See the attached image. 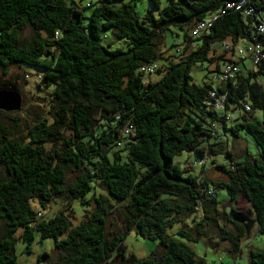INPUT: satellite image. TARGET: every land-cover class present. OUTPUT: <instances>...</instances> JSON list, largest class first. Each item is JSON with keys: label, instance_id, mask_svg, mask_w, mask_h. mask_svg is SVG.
Instances as JSON below:
<instances>
[{"label": "trees", "instance_id": "trees-1", "mask_svg": "<svg viewBox=\"0 0 264 264\" xmlns=\"http://www.w3.org/2000/svg\"><path fill=\"white\" fill-rule=\"evenodd\" d=\"M150 1L157 15L147 11L140 18L130 3L100 0L87 34L83 12L65 0H0V66L5 72L10 66L40 69L38 87L48 93L49 107L23 136L0 119V166L6 174L0 178V264H18L14 234L20 230L29 247L36 233L53 239L62 264H207L190 246L200 239L213 249L225 242L237 256L247 235L231 219L240 198L250 203L264 234V61L217 88L212 81L198 85L191 76L194 65L214 62L216 45L230 40L234 50L238 43L252 42L257 20L231 10L195 42L185 36L178 56L164 59L167 32L193 28L237 0H165L164 7L163 0ZM257 1L264 11V0ZM110 29L116 39L129 42L126 50L101 43L103 31ZM257 39L264 47V37ZM218 59L216 74L225 58ZM158 60L166 61L156 72L160 79L144 80L140 67ZM214 90L226 96L229 112L239 114L232 124L223 119L221 134L238 136L246 129L260 150L243 161L229 153L231 169L217 166L225 174L217 185L235 204L231 214L220 210L214 194L207 195L209 181H198L176 162L184 153L211 160L220 154L224 142H210L212 124L220 121L209 104ZM245 105L262 111L263 122L254 120ZM128 125L133 134L126 137ZM121 143L112 157L105 151ZM94 180L108 197L86 199ZM109 198L124 204L112 205ZM76 201L83 207L95 203L80 225L72 226L65 211L47 221L40 218L54 202L71 207ZM199 210L194 228H181L176 238L168 234L181 217ZM131 231L158 241L163 253L146 259L126 255L124 240ZM48 258L43 252L38 260ZM250 262L264 264V251L251 250Z\"/></svg>", "mask_w": 264, "mask_h": 264}, {"label": "rangeland", "instance_id": "rangeland-1", "mask_svg": "<svg viewBox=\"0 0 264 264\" xmlns=\"http://www.w3.org/2000/svg\"><path fill=\"white\" fill-rule=\"evenodd\" d=\"M66 3L70 6H74L79 8L84 15V28L85 32L89 34V26H90V17L94 6L100 0H65ZM163 7L166 5V1L163 0ZM121 3H130L136 14L142 18L147 11L152 12L157 15V10L154 8L150 0H123ZM193 32V28H185L184 30L180 29H172L171 31L166 33V45L163 54V58H173L174 56H178V49L183 50L185 48L184 37H191ZM29 37H34L35 34L31 31L27 33ZM230 41V40H229ZM195 42V41H194ZM101 43L105 46L110 45L112 50L115 49H127L129 47V42L126 39L118 40L115 38V31L113 29L104 30L102 34ZM243 42L241 43L242 46ZM227 51L226 54H223L224 51ZM235 51L232 49L231 41L228 44V48L223 44L216 45L214 47V53L212 54V58L214 62L211 64L209 61H206L202 64H196L191 69V76L195 83L198 85H203L204 82L210 83L212 81L213 88H217V83L214 81V77L216 76L217 63L220 61L219 57H224L226 62L229 60ZM248 66L252 67L251 61L249 59L245 60ZM224 62H220L222 65ZM157 63L159 66H163L166 64L164 60H158ZM42 71L37 68H29L25 66H10L9 69L5 72L3 68L0 66V89L9 90L14 89L19 91L23 98L22 108L19 112L15 113H3L0 112V119L7 125L8 129L12 131L14 135L23 136L27 132V127L33 124L41 115L48 114L47 100L48 93L39 89L38 84L35 80V76L41 74ZM28 76V78L26 77ZM153 81H158L160 76L155 73L150 78ZM14 84V86L12 85ZM236 111L231 110L229 113L234 117L230 119V123L232 124L233 120L235 121L238 118V113ZM251 115L254 120L258 122H263V113L259 110H251ZM4 114V115H3ZM5 115H9L7 117ZM17 119V121L13 120ZM224 137L223 144L218 149L220 154L212 157V161L210 158L205 166L202 169L201 166L195 165L196 163V153H184L183 156L176 158V162L180 163L182 167L192 171V175L197 177L198 181L201 179H206L209 181L208 186L211 189H214V197L219 203V208L222 212H226L227 214H231V207L235 204L232 203L228 197L227 190L219 187L217 184L220 181L225 179V174L217 167L218 165L226 166L227 170L231 169V165L228 160V154L231 153L232 157L236 161L246 160L248 158H254L260 155V150L255 143L252 135L246 129L240 130L238 138L242 145H245L244 151H241L240 146L238 144L232 145V138L237 137L231 135L229 133ZM232 137V138H231ZM231 140V146L227 143ZM234 141V140H233ZM235 143H238L237 141ZM123 144L116 145L113 147L111 151L105 150L111 157L115 152H119L123 148ZM110 152V153H109ZM123 160L126 161V153H120ZM196 159V160H195ZM6 174L2 167L0 166V178H5ZM215 184H213L212 182ZM93 189L87 193L86 199L92 200L94 197L105 196L108 197L107 191L99 184L98 181L94 180L92 182ZM109 202L112 205H121L124 202H117L109 198ZM34 208L38 211L37 205L34 203ZM95 208L94 201H91V205L89 207L81 206L79 201H76L71 205V207L64 206L59 202H54L50 205L47 212L43 213L44 215L40 216L41 219L49 220L54 217L56 214L65 211V215L72 223V226L80 225L83 221L87 220L88 216ZM236 211L242 212L249 216L252 220L255 221L254 225L251 228L250 233L246 235V237L242 241L241 251L236 256L231 254L228 251V244L225 242L219 241V246L216 249H213L209 246L206 239H200L198 242L190 244L193 250L196 253L197 257L203 258L207 264H251L250 262V251L251 250H259L264 251V234L259 231L258 224L255 220V216L252 213L250 203L240 198L237 205ZM202 213L201 211H197L195 215H190L188 217H181L182 223H175L171 228H168V234L172 235L176 238V233L181 228L192 229L195 227L197 222L201 219ZM223 225V224H222ZM227 229H233V226L228 224ZM4 233V222L0 219V238ZM23 230L18 231L14 234V237L17 239L16 244L14 245V254L16 256V260L18 264H62L59 259V255L55 251V241L53 239H44L42 240L40 235L36 233L35 239L28 246L22 240ZM214 234L213 239L214 242H218L215 237L216 231H213ZM124 245L126 247V255L134 254L139 259H146L149 257L160 256L163 253V247L160 246L158 241L150 240L148 238H143L138 235L135 231H131L124 240ZM46 252L49 254V258L47 260L39 261V256Z\"/></svg>", "mask_w": 264, "mask_h": 264}, {"label": "built area", "instance_id": "built-area-1", "mask_svg": "<svg viewBox=\"0 0 264 264\" xmlns=\"http://www.w3.org/2000/svg\"><path fill=\"white\" fill-rule=\"evenodd\" d=\"M257 0H237L234 2H228L223 5L218 11L213 12L208 18L204 21L197 23L193 27V32L191 36V42H194L197 38L201 37L207 31H209L214 23L218 21L221 17L227 15L231 10H240L244 17H253L257 20L256 34L257 37H264V11L258 9ZM257 37L253 38L252 42H248L244 48H241L237 51L238 60L232 61L228 60L224 62L219 73L214 77V81L217 84H227L230 81L236 79L238 74L241 72V65L245 62L246 59H249L252 64V68H255L257 65L261 64L264 61V47L258 43ZM196 45H192V49H195ZM159 70V64L157 61L144 64L139 69V74L142 75V78H146L152 74H155ZM28 78V76H26ZM37 82H41L42 76L38 74L35 76ZM209 104L214 112L220 116V121L212 124L211 132V141L212 143H221L224 140V137L221 134L223 127V119H226L228 122L232 117L229 111L226 109V96L223 94L217 93L215 90L210 93ZM245 111L251 112V107L249 105L244 106ZM124 136H132L133 128L128 125L123 132ZM208 162L207 157L198 158L195 165L201 166L202 169L205 168ZM214 194L213 189L207 190V195L212 196ZM199 208V206H198Z\"/></svg>", "mask_w": 264, "mask_h": 264}, {"label": "water", "instance_id": "water-1", "mask_svg": "<svg viewBox=\"0 0 264 264\" xmlns=\"http://www.w3.org/2000/svg\"><path fill=\"white\" fill-rule=\"evenodd\" d=\"M23 98L19 91L14 89L1 90L0 89V112L15 113L22 108ZM232 222L242 225L247 234L250 233L255 221L242 212H235L232 214Z\"/></svg>", "mask_w": 264, "mask_h": 264}, {"label": "crops", "instance_id": "crops-1", "mask_svg": "<svg viewBox=\"0 0 264 264\" xmlns=\"http://www.w3.org/2000/svg\"><path fill=\"white\" fill-rule=\"evenodd\" d=\"M229 40H227L226 41V43H224L223 45L225 46L226 45V48H228V44H229ZM246 44L247 43H243L242 44V46H241V43H238L237 45H236V47L234 48V50L233 51H235L234 52V54H233V56L229 59V60H232V61H237L238 60V55H237V51L239 50V49H241V48H244L245 46H246ZM231 45H232V43H231ZM224 53V52H223ZM221 67H222V65H221ZM250 69H252V67H251V65H250V67L248 66V64H247V62L245 61V62H243V64L241 65V70L242 71H245V70H250ZM152 76V75H151ZM231 126V125H230ZM234 136H236V135H234ZM232 138V137H231ZM233 140H232V145L233 144H238V146H240V149H241V151H244L243 149L245 148V145L243 146L242 145V143H240V140H239V138H238V136L237 137H233L232 138ZM238 142V143H235V142ZM230 146H231V140L229 141V142H227ZM183 156V155H182ZM242 156V155H241ZM240 156V159L239 160H241V157ZM197 158V157H196ZM196 160V159H195Z\"/></svg>", "mask_w": 264, "mask_h": 264}]
</instances>
